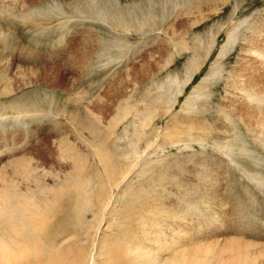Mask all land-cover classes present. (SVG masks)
<instances>
[{
    "label": "rangeland",
    "instance_id": "374dc122",
    "mask_svg": "<svg viewBox=\"0 0 264 264\" xmlns=\"http://www.w3.org/2000/svg\"><path fill=\"white\" fill-rule=\"evenodd\" d=\"M0 214V264H87L118 225L264 264V0H0Z\"/></svg>",
    "mask_w": 264,
    "mask_h": 264
},
{
    "label": "bare ground",
    "instance_id": "6f19581e",
    "mask_svg": "<svg viewBox=\"0 0 264 264\" xmlns=\"http://www.w3.org/2000/svg\"><path fill=\"white\" fill-rule=\"evenodd\" d=\"M169 137V136H168ZM166 138V137H165ZM124 155V153H123ZM126 155V154H125ZM122 156V155H121ZM128 157V156H126ZM131 158V157H130ZM125 159V158H124ZM128 159V158H127ZM145 169L146 167H143V169L141 170L142 173H145ZM166 168L164 167V170ZM147 172V171H146ZM164 173V172H163ZM146 174V173H145ZM170 174V173H169ZM162 175V174H161ZM163 178L165 177L164 174L162 175ZM158 181V180H157ZM137 191V190H136ZM145 192V191H144ZM128 197V196H127ZM11 199V198H10ZM127 199V198H126ZM141 199V192H135V191H132L131 194L129 195V202L131 203H138ZM9 200V199H8ZM128 201V200H127ZM126 201V202H127ZM9 203V201H8ZM7 203V204H8ZM130 203V204H131ZM140 203V202H139ZM11 204V203H9ZM133 204V205H134ZM12 205V204H11ZM8 207V206H7ZM2 209V208H1ZM11 209V208H10ZM18 208H15V210H17ZM6 210V208H5ZM109 210V209H108ZM3 212V211H1ZM14 212V211H13ZM13 212H5L6 214L5 215H1V216H8V219L9 220H13L14 218H16V216L14 215ZM16 212V211H15ZM17 214V213H16ZM127 218V217H126ZM129 219V220H128ZM20 220L21 219H18L16 220L17 221V226L18 224L20 223ZM128 221H132V218L131 217H128L127 218ZM13 224V223H12ZM15 226V225H14ZM111 231H113V233L115 234L114 230L112 229V227H109ZM122 226L121 225H118L117 226V229L116 231H119L120 232V235L117 239L115 240H112L111 242L108 240H106V238H99L98 241L96 242L95 244V251H92L90 252L89 254L86 253V251H82V254L80 256V259L82 260H86L88 261L87 264H171V263H174V264H191V262L189 261L188 257H182V256H179L177 257L178 254H182L183 252V249H185L184 251L186 252H191V248H189V246H184L185 244H188V243H184L183 245L181 243H178V242H175L172 243L171 240H169L168 242H166V248H162V247H159L160 250L162 249H165V251H168L170 252L169 254V257L170 259L167 260L166 262L164 263H160L159 262V259L152 256L151 253H148V252H145V246H147L146 244V241H143L142 239L143 238H136L135 236L129 241L128 240V237L125 239L123 236L124 234L126 233L125 230H122L121 229ZM124 233V234H123ZM72 234V233H71ZM123 234V236H122ZM57 235V234H56ZM61 234L55 236L53 235L51 237V240L50 242L48 243V246L51 244V243H64L66 241V239H62L61 241L58 240L59 236ZM67 235V234H66ZM64 236L63 238H67V236ZM70 235V234H69ZM127 235V234H125ZM71 236V235H70ZM121 236L125 239V240H122L121 239ZM238 238V237H237ZM189 240V239H188ZM241 240V239H240ZM123 241H126L127 243L129 244H124L122 243ZM199 242V241H198ZM197 242V245L196 247H198V245L200 243ZM234 242V241H233ZM111 243V244H110ZM202 243H203V240H202ZM229 243V242H228ZM57 244V245H58ZM193 244V242L191 243ZM208 244V243H207ZM216 244V243H215ZM232 244V243H231ZM23 244L21 243H17V246H22ZM113 245L114 246H117V248L119 246H122L123 250H122V254L125 255L121 260L119 258V255L121 254L120 252H118L116 249V247L113 248ZM119 245V246H118ZM213 245V244H212ZM227 245V244H225ZM255 245V243H254ZM252 245V246H254ZM261 245V244H260ZM259 245V246H260ZM55 246V245H54ZM182 246V247H181ZM200 246V245H199ZM204 246V245H203ZM206 246V245H205ZM239 246V245H237ZM236 246V247H237ZM57 247V246H56ZM193 247L194 244H193ZM233 245L231 247H228V249H230L232 252L234 251L233 255L230 256V257H222L221 255H214L212 252V254L214 255L213 257L211 256V258L207 261L206 264H216L218 261L219 263L217 264H256L254 262V260L252 259L251 255H249L246 251H247V248L245 251H242V249H232ZM116 248V249H115ZM200 247H198L199 249ZM207 248V246H206ZM19 249V248H17ZM169 249V250H167ZM182 249V250H181ZM195 249V248H194ZM193 249V250H194ZM201 249V248H200ZM33 252L31 253V255H41L42 252L40 250H43L41 247L37 248V249H32ZM159 250V251H160ZM18 251H22V248H20ZM157 251V252H159ZM200 251V250H199ZM209 251V250H208ZM19 253V252H18ZM28 253V252H27ZM30 253V252H29ZM202 253V252H201ZM210 253V251H209ZM44 254V253H43ZM12 255V254H11ZM24 255H26L25 253L21 252L20 253V257L22 258ZM29 255V254H28ZM184 256V255H183ZM201 256V255H200ZM205 257V256H204ZM100 259V260H99ZM176 259H180V261H176ZM199 260V258L197 259ZM99 261V262H98ZM6 262L8 263L9 261L6 260ZM19 262V261H18ZM203 262V261H202ZM79 263H81V260H79ZM204 263V262H203ZM9 264V263H8ZM197 264V263H196Z\"/></svg>",
    "mask_w": 264,
    "mask_h": 264
}]
</instances>
